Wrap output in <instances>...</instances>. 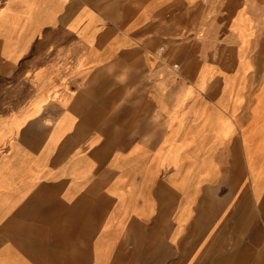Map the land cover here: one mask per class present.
I'll return each instance as SVG.
<instances>
[{
    "label": "crops",
    "instance_id": "1",
    "mask_svg": "<svg viewBox=\"0 0 264 264\" xmlns=\"http://www.w3.org/2000/svg\"><path fill=\"white\" fill-rule=\"evenodd\" d=\"M0 264H264V0H0Z\"/></svg>",
    "mask_w": 264,
    "mask_h": 264
},
{
    "label": "snow or ice",
    "instance_id": "2",
    "mask_svg": "<svg viewBox=\"0 0 264 264\" xmlns=\"http://www.w3.org/2000/svg\"><path fill=\"white\" fill-rule=\"evenodd\" d=\"M29 134H30L29 129H28V128H25V129L23 130L22 135H29Z\"/></svg>",
    "mask_w": 264,
    "mask_h": 264
}]
</instances>
